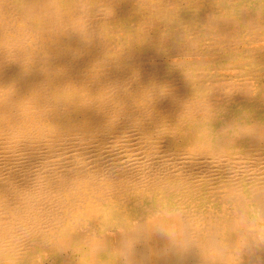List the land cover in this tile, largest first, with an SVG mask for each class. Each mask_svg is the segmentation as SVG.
Wrapping results in <instances>:
<instances>
[{"label": "bare ground", "instance_id": "6f19581e", "mask_svg": "<svg viewBox=\"0 0 264 264\" xmlns=\"http://www.w3.org/2000/svg\"><path fill=\"white\" fill-rule=\"evenodd\" d=\"M261 56L264 0H0V264H264Z\"/></svg>", "mask_w": 264, "mask_h": 264}, {"label": "clouds", "instance_id": "9594fccd", "mask_svg": "<svg viewBox=\"0 0 264 264\" xmlns=\"http://www.w3.org/2000/svg\"><path fill=\"white\" fill-rule=\"evenodd\" d=\"M160 234L162 236H168L171 238H180V243L182 246L187 247L189 244V241H187L183 233L176 228L169 227L167 231H165L163 228L160 230ZM3 242V234L2 229H0V244ZM247 243L246 240L242 239L237 246V249L228 252L227 249L223 247H217V246H205L206 249V255L211 259H219L221 261V264H236L238 260V253L239 249L244 247ZM253 244H264V227H261L259 230V235L253 237ZM135 254L134 245L132 244H126L122 251L119 253V255L123 259V264H134L133 256Z\"/></svg>", "mask_w": 264, "mask_h": 264}, {"label": "rangeland", "instance_id": "374dc122", "mask_svg": "<svg viewBox=\"0 0 264 264\" xmlns=\"http://www.w3.org/2000/svg\"><path fill=\"white\" fill-rule=\"evenodd\" d=\"M260 51H261V49H260ZM241 55H242V53H240ZM262 60L264 61V59L262 58V56L260 57V58H258V60L257 61H259V62H262ZM253 62H250V65L252 64ZM264 63V62H263Z\"/></svg>", "mask_w": 264, "mask_h": 264}]
</instances>
